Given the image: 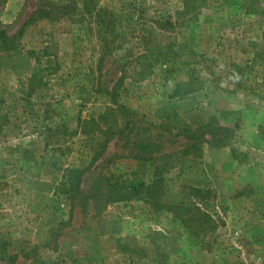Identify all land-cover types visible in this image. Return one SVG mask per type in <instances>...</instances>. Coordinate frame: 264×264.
<instances>
[{
    "label": "rangeland",
    "instance_id": "rangeland-1",
    "mask_svg": "<svg viewBox=\"0 0 264 264\" xmlns=\"http://www.w3.org/2000/svg\"><path fill=\"white\" fill-rule=\"evenodd\" d=\"M0 29V264H264V0H0ZM183 123L233 131L169 158ZM103 176L164 184L97 201Z\"/></svg>",
    "mask_w": 264,
    "mask_h": 264
},
{
    "label": "trees",
    "instance_id": "trees-1",
    "mask_svg": "<svg viewBox=\"0 0 264 264\" xmlns=\"http://www.w3.org/2000/svg\"><path fill=\"white\" fill-rule=\"evenodd\" d=\"M55 8V7H54ZM63 9V8H61ZM39 15L36 14L40 18L44 19H53L52 11L40 9L38 10ZM23 34V31L20 33V36ZM18 36H9L7 32L3 29H0V53H3L4 56H0V67H7L9 65L8 58H11L13 54L17 53L19 50L17 39ZM239 69V68H238ZM241 70V69H239ZM240 87H244V84L240 83ZM245 90L249 91H255V88L252 89V87H244ZM264 93V92H263ZM261 95V94H260ZM264 97V94L262 95ZM102 120H104V117H102ZM96 122V121H95ZM96 124L99 125V121L96 122ZM131 126V129L128 132V141L129 136L134 131L135 124L133 122L128 121L127 125L125 126L124 130L117 129V128H109V131L107 133L106 142L103 145V150L99 153L98 156L94 159L93 163L98 160L101 154H103L109 144V141L111 140V137L115 134L121 133V131H125L128 126ZM117 129V130H114ZM139 130V129H138ZM148 130V129H147ZM233 130L230 128L219 126L217 123H208L207 125H204L202 127H199L197 129H192L190 126H188L186 123H183L182 127L178 128V133L176 134L179 137H182L185 142V147L178 150L176 153L171 152L169 155L166 154L169 158H172L173 156H181V157H187V156H198L200 149L204 143H210L216 147L219 146H225L227 144V141L231 138L230 134ZM144 133L146 131L143 130ZM168 133L171 134V130H168ZM136 136H140L141 132L136 133ZM206 135L210 136V140H207L205 138ZM140 142L136 149L139 150L138 154L135 155L136 159L139 160H149V156L154 153V151L157 149V151H162L159 147H153L151 144H141ZM152 158H150L151 160ZM91 167V166H90ZM90 167L85 169H73L70 171L72 173L69 183H68V198L71 200V211H73L75 207V203L78 200V195L83 196L82 191V184H83V176L86 172L89 171ZM159 175V174H158ZM98 185L95 186V189L90 192L89 197L101 201L104 199L107 201H110L111 199H117V200H127L131 198L140 197L141 195H145L148 198H155V194H158L160 191V186L164 184L163 178L158 176L156 180L152 184H146L143 182L140 183H128L127 181L123 179H117L114 176H103L100 178ZM112 201V200H111Z\"/></svg>",
    "mask_w": 264,
    "mask_h": 264
}]
</instances>
